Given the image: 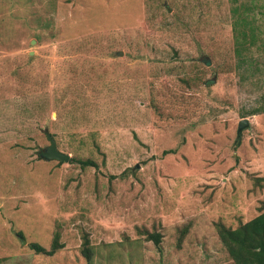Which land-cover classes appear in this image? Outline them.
Returning <instances> with one entry per match:
<instances>
[{"label": "rangeland", "instance_id": "1", "mask_svg": "<svg viewBox=\"0 0 264 264\" xmlns=\"http://www.w3.org/2000/svg\"><path fill=\"white\" fill-rule=\"evenodd\" d=\"M233 22L230 0H0V264H236L219 225L264 211V72Z\"/></svg>", "mask_w": 264, "mask_h": 264}, {"label": "trees", "instance_id": "2", "mask_svg": "<svg viewBox=\"0 0 264 264\" xmlns=\"http://www.w3.org/2000/svg\"><path fill=\"white\" fill-rule=\"evenodd\" d=\"M255 2L256 0H230L231 14L234 17L238 68L251 72L252 78L264 72L261 62L252 53L254 47L264 53V27L257 20ZM262 112H264V102L249 111V114ZM72 160L76 161V159ZM77 161L84 167L96 165L92 159ZM219 235L236 264H264V211L237 228L220 224ZM148 236L155 244L161 243L160 233H149ZM32 247L39 253L53 254L60 245L56 238L51 250H47L39 243H32ZM82 253L88 258L93 254L87 237H84L82 243Z\"/></svg>", "mask_w": 264, "mask_h": 264}, {"label": "water", "instance_id": "3", "mask_svg": "<svg viewBox=\"0 0 264 264\" xmlns=\"http://www.w3.org/2000/svg\"><path fill=\"white\" fill-rule=\"evenodd\" d=\"M208 64L210 65L211 62H208ZM215 81L216 79L208 80L207 83L211 84V83H214ZM249 122L250 121L248 118L242 119V121L240 122V126H239V134H241V131L243 130L244 127L249 125ZM47 135H48V139L50 140V145L40 150L39 152L40 156L47 160L56 159L60 161H69L71 158V155L58 149L56 140L54 139L52 134L48 133Z\"/></svg>", "mask_w": 264, "mask_h": 264}]
</instances>
